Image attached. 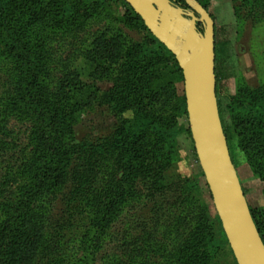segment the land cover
Segmentation results:
<instances>
[{
  "label": "trees",
  "instance_id": "obj_1",
  "mask_svg": "<svg viewBox=\"0 0 264 264\" xmlns=\"http://www.w3.org/2000/svg\"><path fill=\"white\" fill-rule=\"evenodd\" d=\"M0 1V134L13 136L15 128L10 124L15 120L27 126L30 136L29 142L18 150L19 155L15 159L19 162L9 163L0 179L1 183L11 182L7 190L0 185V264H35L48 237L47 231L53 226L52 207L58 198L57 189L65 185L79 152L76 136L78 117L93 104L103 103L99 100L98 89H92L94 85L85 82L81 73L73 67L71 53L66 55V49L61 51L65 45L54 47L52 43L57 38L50 36L56 37L55 30L61 28L67 34L66 39H71L73 44L79 38L80 30L89 32L90 43L83 50V56L90 63L94 78L113 73L126 53L129 38L122 28L107 22L101 23L95 30L87 29L95 16L89 11L82 21L75 14H70L64 24L55 17L57 6L72 1L84 5L86 0H34L35 9L21 2V8L15 7L13 10ZM121 1L128 9L123 16L125 23L135 22L149 30L131 5L125 0ZM171 2L176 6L187 5L185 0ZM155 40L158 52L164 47L169 55L170 51L158 39ZM166 64L164 69L169 71L167 75L170 73V76H159L155 86L145 95L148 101L145 115L147 118L152 116L154 123L143 124L132 133L128 121L122 122L120 132L123 139L115 141L117 153L113 160L117 163L118 173L122 174L116 188L117 194L114 193V197L106 201L107 189L103 188L95 200L89 240L85 241L80 235L77 237L80 249L85 245L87 253L80 257L73 254L70 260H63L65 264L72 261L73 264L95 263L96 255L110 242L116 244L120 240L126 227L121 229L115 225L129 220L124 209L127 202L141 198L133 187L137 186L136 183L147 185L150 155L160 158L161 153L166 152L172 160L174 133L185 130L191 137L188 124L184 128V125L172 124V117L170 120L168 115V107L177 99L175 82L181 80L183 83V72L175 59L174 62L167 60ZM216 76L218 87L219 80L227 77V70L217 69ZM246 92L241 90L230 98L232 122L239 148L248 156L253 171L264 179V123L257 119L264 106H256L253 101L246 100ZM182 94V102L177 103L184 106L180 116L187 118L184 91ZM236 102H240L241 109L234 105ZM158 111L161 116L158 114L157 118L154 112ZM165 119H168L167 122ZM224 131L231 151L233 132H228L226 127ZM5 137H0V152L16 149L15 144L9 143ZM118 173H115V178H118ZM19 180L22 186H14ZM181 191L179 195L191 196L187 187L184 186ZM199 203L190 205L176 224L177 234L184 236L178 246L180 254L176 255V260L180 263L188 260L189 264H207L217 249H228L234 264H238L217 211L215 226L212 221L208 222L210 215L207 217L203 203ZM250 209L264 241V209L256 211L251 206ZM194 246L205 249L206 258H202L201 263L191 259L198 250L189 253V248ZM118 247L124 249L123 258L130 256V261L134 258L129 252L131 245L128 249L124 245ZM2 255L6 259L2 260ZM111 264L120 262L111 260Z\"/></svg>",
  "mask_w": 264,
  "mask_h": 264
},
{
  "label": "rangeland",
  "instance_id": "obj_2",
  "mask_svg": "<svg viewBox=\"0 0 264 264\" xmlns=\"http://www.w3.org/2000/svg\"><path fill=\"white\" fill-rule=\"evenodd\" d=\"M2 1L8 4L11 10L15 7L20 9L21 2L33 6L32 9L36 6L33 5L34 0ZM93 1L86 0L84 5L75 1L59 5L55 17L64 24L70 14H75L82 21L88 11L92 12L95 16L93 22L87 25V29L95 30L105 22L114 24L125 31L129 38L128 45L113 73L95 79L91 76L90 63L83 56V50L90 43L89 32L80 30L79 38H76L73 44L71 39H66L67 34L61 28L55 30L56 37L50 36L57 38V41L53 40L54 47L65 45L61 51L66 49L64 54L71 53L73 67L81 73L85 82L94 85L91 86L92 89H98L99 100L103 103L93 104L78 117L76 136L79 152L65 185L57 189L58 198L52 207L53 226L47 231L48 237L35 264H65L63 260H70L73 254L80 257L87 253L85 245L80 249L77 237L80 235L85 241L89 240L95 200L103 188L107 189L106 201L114 197V193L117 194L118 181L122 180L117 163L113 162L117 153L115 141L123 139L120 132L122 122L128 121V125L132 126V133L143 124L154 123L152 116L147 118L145 115L148 103L145 95L155 86L159 76H165L169 72L164 69L167 67L166 61L177 60L165 45L170 54L168 55L164 47L158 52V43L155 40L157 38L152 36L149 30L135 22L125 23L123 16L128 9L124 2ZM197 1L205 5L215 21L216 74L217 69L227 70V77L220 79L217 87L220 117L223 127L235 136L231 135L233 162L249 205L258 211L264 209V179L253 171L248 156L238 146L229 105L232 103L231 96L246 90V100L253 101L256 106H264V0ZM169 76L170 73L167 77ZM175 83L178 89L177 99L175 98L174 104L168 107V115L170 120L172 117V124L184 125L183 128L188 124L189 127L188 117L180 116L184 106L177 103L183 97L184 78L183 83L181 80ZM234 105L240 109L242 107L240 102ZM158 114L161 116L159 111L154 112L157 118ZM257 119L264 123V109ZM167 120L165 119L166 122ZM14 122L15 120H12L10 124L15 128L13 136L11 134L5 137L0 134V137H5L16 147L11 151L0 152V179L9 163L19 162L15 159L19 155L18 150L30 140L27 126L16 122L13 124ZM172 145V160L166 152L161 153L160 158L150 155L147 185L136 183L137 186L133 187L141 198L127 202L124 209L129 215V220L115 225L121 229L126 227L120 240L116 244L110 242L96 255L95 263L91 262L92 264H111V260L120 264H189L188 260H182L181 263L176 260V255L180 254L178 246L184 238L183 235L177 234L176 224L184 216L185 210L194 203H203L207 217L210 215L211 220L208 222L212 221L217 226L215 205L192 137L185 130H179L172 136ZM115 173H118V178H115ZM10 184L11 182H6L0 185L7 190ZM14 186H22L21 181ZM184 186L191 191V196L179 195ZM126 233L128 237L125 236ZM119 245H124L127 249L131 245L129 252L134 255L131 261L130 256L123 258L124 249L119 248ZM197 248L198 246L189 248V253ZM204 250L199 246L195 257L191 259L201 263L202 258H206ZM4 259L6 258L2 255V260ZM207 264H234V261L228 249H217L209 257Z\"/></svg>",
  "mask_w": 264,
  "mask_h": 264
},
{
  "label": "water",
  "instance_id": "obj_3",
  "mask_svg": "<svg viewBox=\"0 0 264 264\" xmlns=\"http://www.w3.org/2000/svg\"><path fill=\"white\" fill-rule=\"evenodd\" d=\"M182 69L188 123L215 209L238 264H264V241L233 162L217 97L215 21L197 0H125ZM199 15V17L196 15ZM197 21L204 24L198 31Z\"/></svg>",
  "mask_w": 264,
  "mask_h": 264
},
{
  "label": "flooded vegetation",
  "instance_id": "obj_4",
  "mask_svg": "<svg viewBox=\"0 0 264 264\" xmlns=\"http://www.w3.org/2000/svg\"><path fill=\"white\" fill-rule=\"evenodd\" d=\"M202 5L204 6V4H202ZM178 6L182 7L187 12V14L193 11V8L190 5H188V4L187 5H178ZM196 15L199 17V15L197 13H196ZM197 27H198L199 30L202 29L204 31L205 26H204V24L202 22L197 21Z\"/></svg>",
  "mask_w": 264,
  "mask_h": 264
}]
</instances>
